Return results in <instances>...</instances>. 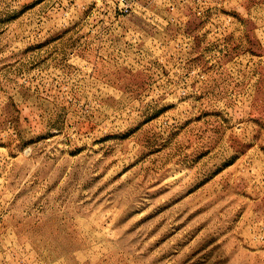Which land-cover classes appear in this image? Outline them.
Wrapping results in <instances>:
<instances>
[{
	"label": "rangeland",
	"instance_id": "obj_1",
	"mask_svg": "<svg viewBox=\"0 0 264 264\" xmlns=\"http://www.w3.org/2000/svg\"><path fill=\"white\" fill-rule=\"evenodd\" d=\"M0 0V264H264V0Z\"/></svg>",
	"mask_w": 264,
	"mask_h": 264
},
{
	"label": "built area",
	"instance_id": "obj_2",
	"mask_svg": "<svg viewBox=\"0 0 264 264\" xmlns=\"http://www.w3.org/2000/svg\"><path fill=\"white\" fill-rule=\"evenodd\" d=\"M120 4L122 8L124 9V11L127 13L128 9L130 8L129 3L126 0H121Z\"/></svg>",
	"mask_w": 264,
	"mask_h": 264
}]
</instances>
